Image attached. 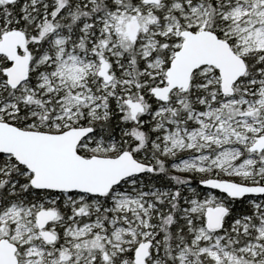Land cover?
<instances>
[{
	"label": "snow or ice",
	"instance_id": "snow-or-ice-1",
	"mask_svg": "<svg viewBox=\"0 0 264 264\" xmlns=\"http://www.w3.org/2000/svg\"><path fill=\"white\" fill-rule=\"evenodd\" d=\"M0 264H264V0H0Z\"/></svg>",
	"mask_w": 264,
	"mask_h": 264
}]
</instances>
